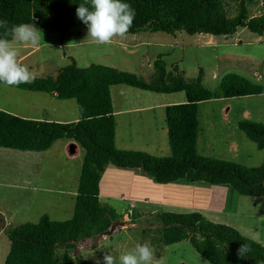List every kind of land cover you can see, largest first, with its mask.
Returning a JSON list of instances; mask_svg holds the SVG:
<instances>
[{"label": "rangeland", "instance_id": "374dc122", "mask_svg": "<svg viewBox=\"0 0 264 264\" xmlns=\"http://www.w3.org/2000/svg\"><path fill=\"white\" fill-rule=\"evenodd\" d=\"M226 2V10L232 12L235 3ZM247 7L250 16H258L264 12V0ZM40 31L38 46L16 45L20 60L36 77L55 75L72 56L80 67L92 63L108 65L149 81L154 60L159 57L167 70L176 67L175 72L182 73L187 80L195 79L202 70V84L211 90L218 88L226 73L264 82V33L257 35L245 27L238 28L239 34L230 35L140 31L116 37L110 44H98L88 38L87 26L63 36L59 31ZM110 93L116 111L153 106L145 111L114 113L115 146L155 156L170 155L163 106L184 102V92L155 93L118 84L111 86ZM0 110L23 118H49L58 122L78 118L75 99L61 100L45 92L4 84H0ZM241 119L264 123V94L200 102L198 153L245 166L260 165L264 149L258 148L238 129L236 123ZM69 142L74 141L58 139L43 151L0 147V264H4L10 245L7 228L37 222L44 214L58 221L72 216L84 149L76 142L77 147H70ZM111 167L115 166L108 165L105 171ZM119 169L129 173L116 176L106 173L102 192L105 195L114 188L128 193H121V198L99 197L128 226L92 246L88 238L68 249L71 255L86 259L87 264H104L106 253L118 255L144 241H151L156 259L162 258L164 264H211L188 239L169 245L159 242L157 213L162 211H198L207 219L230 225L264 246V196H245L225 185L204 182L161 185L150 178L147 180L139 169ZM115 180L120 188L114 184ZM64 249L59 247L58 251Z\"/></svg>", "mask_w": 264, "mask_h": 264}, {"label": "trees", "instance_id": "16d2710c", "mask_svg": "<svg viewBox=\"0 0 264 264\" xmlns=\"http://www.w3.org/2000/svg\"><path fill=\"white\" fill-rule=\"evenodd\" d=\"M231 1L235 3L232 12L226 10V0H122L136 12L128 33L185 31L230 35L239 27H245L257 35L263 34L264 12L250 16L247 7L258 0ZM81 3L84 0H0V20L6 19L9 27L29 23L40 30L59 31L63 36L86 26L76 15ZM69 59L55 75L36 77L32 83L13 87L45 92L61 100L75 99L78 118L58 122L23 118L0 110V147L43 151L61 138L79 144L84 154L73 214L63 221L52 220L44 214L37 222L7 228L10 245L4 264H87L86 259L71 255L68 249L121 218L99 197V182L108 165L139 169L147 179L161 185L178 181L204 182L225 185L245 196H264V159L258 166H245L204 156L197 150L198 104L212 99L264 94V82L226 73L218 88L211 90L202 84V70L195 79L187 80L182 73L175 72L176 67L167 70L159 57L154 60L149 81L108 65L92 63L80 67L72 56ZM118 84L155 93L184 92V102L164 107L170 155L155 156L115 146L116 121L110 88ZM236 125L258 148L264 149V123L241 119ZM157 221L159 242L169 245L188 239L198 254L211 264L264 261L262 244L230 225L207 219L198 211H162L157 213ZM244 244L250 246L251 252L241 258L237 250ZM59 247L65 249L59 252Z\"/></svg>", "mask_w": 264, "mask_h": 264}, {"label": "clouds", "instance_id": "9594fccd", "mask_svg": "<svg viewBox=\"0 0 264 264\" xmlns=\"http://www.w3.org/2000/svg\"><path fill=\"white\" fill-rule=\"evenodd\" d=\"M76 15L88 28L90 37L98 44H110L116 37H124L133 25L135 9L122 0H84L76 10ZM0 83L18 86L32 83L36 73L29 69L19 58L16 45L38 46L41 31L33 24L22 23L9 27V22L0 20ZM251 252L248 244L241 245L238 256L244 258ZM104 264H164L156 259L155 248L151 241L137 243L130 250L114 255L108 252ZM257 264H264L258 261Z\"/></svg>", "mask_w": 264, "mask_h": 264}, {"label": "crops", "instance_id": "0c3cea01", "mask_svg": "<svg viewBox=\"0 0 264 264\" xmlns=\"http://www.w3.org/2000/svg\"><path fill=\"white\" fill-rule=\"evenodd\" d=\"M239 32L240 31H238V29L235 31V33H238L239 34ZM178 103V102H177ZM167 104H165L164 106H163V108L166 106ZM153 106H148V107H138V108H130V109H123V110H118V111H116L115 109H114V107H113V112L114 113H118V112H122V113H131L132 111H134V110H143V111H145V110H150V109H153L152 108ZM115 114V115H116ZM38 119H43V120H48L49 118H38ZM77 119V118H76ZM76 119H74V120H76ZM64 122H66V121H64ZM69 146L70 147H77V145H75V142H72V143H70L69 142ZM125 172H128V171H124V170H122V169H119V168H115V167H111V168H109L107 171H104V173L102 174V177H101V179H100V182H99V187H100V192H99V196H101V195H103L104 197H108V198H110V197H120V195H121V193L123 194V193H128L127 191H121L120 192V190L121 189H114L113 187V190L112 191H110V192H107L105 195H104V191L102 192V182H103V180H104V175L107 173V175H118V174H123V173H125ZM129 173V172H128ZM147 179V178H146ZM147 180H150V179H147ZM117 181L118 180H115L114 181V184L116 183V185L118 186V188H120V184L119 183H117ZM127 183V182H126ZM128 185V184H127ZM143 188V187H142ZM114 191V192H113ZM111 193H118V195L119 196H114V195H112ZM134 193H135V191H134ZM122 197V196H121ZM120 197V198H121Z\"/></svg>", "mask_w": 264, "mask_h": 264}, {"label": "water", "instance_id": "95a60500", "mask_svg": "<svg viewBox=\"0 0 264 264\" xmlns=\"http://www.w3.org/2000/svg\"><path fill=\"white\" fill-rule=\"evenodd\" d=\"M125 226H128L126 224V222L124 220H113L110 225L96 233V234H93L91 237H89V240L91 241V246L94 245L95 243H97L98 241H101L109 236H111L112 234H114L115 232L119 231L121 229V227H125Z\"/></svg>", "mask_w": 264, "mask_h": 264}]
</instances>
